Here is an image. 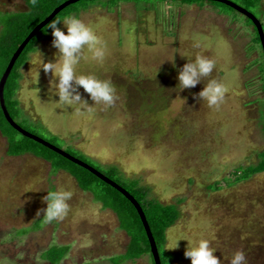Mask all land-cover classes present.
I'll list each match as a JSON object with an SVG mask.
<instances>
[{
    "label": "rangeland",
    "instance_id": "374dc122",
    "mask_svg": "<svg viewBox=\"0 0 264 264\" xmlns=\"http://www.w3.org/2000/svg\"><path fill=\"white\" fill-rule=\"evenodd\" d=\"M27 9L23 0H0V12ZM229 15L236 21L210 3L181 0H122L113 11L100 5L83 11L79 18L105 41L106 55L98 62L85 51L76 70L111 80L117 98L108 106L92 105L80 86L92 107L58 101L50 92L51 71L40 66L41 57L51 60L56 51L51 35L21 70V107L47 126L32 129L45 138L61 135V149H81L94 165L114 168L122 181L137 180L150 198L179 206L181 218L166 247L183 255L177 264H190L184 239L198 238L209 240L221 264H229L238 248L246 264H264V173L232 186L225 181H234L237 167L257 164L264 151V48L245 16ZM196 52L213 58L214 68L201 83L180 90L177 71ZM213 77L225 92L210 106L193 93ZM7 149L0 133V259L49 264L42 253L53 244L70 246L61 264H113L111 257L126 252L129 237L112 210L67 172L52 174L49 162L30 154L13 157ZM215 186L219 190H211ZM55 188L72 192L67 214L18 236L42 218V211L36 215L46 206L41 197ZM124 264L151 261L146 255Z\"/></svg>",
    "mask_w": 264,
    "mask_h": 264
},
{
    "label": "trees",
    "instance_id": "16d2710c",
    "mask_svg": "<svg viewBox=\"0 0 264 264\" xmlns=\"http://www.w3.org/2000/svg\"><path fill=\"white\" fill-rule=\"evenodd\" d=\"M27 6V10L21 12H0V81L6 72L14 54L19 47L27 39V37L34 31V29L47 19L58 7L69 0H23ZM122 0H79L63 8L53 19H62L65 15L74 14L79 17L83 11H87L92 5L102 6L109 11L115 10ZM128 1V0H127ZM150 1V0H145ZM161 1V0H156ZM165 1V0H164ZM190 4H198L200 2L210 3L213 7L218 9L220 13L228 16L232 13H239L245 16L247 27L257 34L256 39L262 44L260 34L254 22L244 13L238 9L214 0H181ZM236 5L247 10L253 14L261 23L264 30V7L263 0H229ZM204 6V5H203ZM94 7V6H93ZM202 7V6H201ZM151 7H144L149 10ZM232 17V16H231ZM233 18V17H232ZM234 21L236 19L233 18ZM60 23H58L59 27ZM45 27V26H44ZM44 27L37 32V34L29 41L27 46L18 57L12 72L5 84L4 99L7 110L11 118L24 130L36 135L55 147L61 149L56 143L58 137L61 135L50 132L49 138H45L38 131L37 127L32 129L30 125H39L47 127L42 121L34 122L30 120L18 99V92L21 87V80L23 78L22 68L28 63L30 55L37 50L40 42L49 39L51 30L44 31ZM263 47V45H262ZM254 51V49L252 50ZM264 56V54H263ZM262 88L264 90V79L262 78ZM262 129L264 132V122H262ZM0 133L8 141L7 153L13 157L23 155H33L34 157L43 159L49 162L52 167V174L64 171L70 174L77 182L79 188L84 192H90L94 195V199L103 205L104 209L112 210L118 217L120 228L126 232L129 237V243L124 254L115 255L110 258L113 264H124L127 261H137L138 259L149 255L151 264H156L154 255L152 253V246L148 237L145 225L142 221L141 215L138 212L134 203L124 195L120 190L97 176L88 168L74 162L65 157L59 152L51 149L35 139L28 137L18 131L6 118L0 102ZM63 150V149H62ZM72 157L88 164L95 170L102 173L105 177L112 180L120 187L125 189L142 207V210L149 223L151 232L153 234L155 243L158 248L161 264H177L183 255H174L168 251V233L174 228L181 218V209L177 204H164L161 201L150 198L149 189H144L139 186L136 180L131 184L127 181H122L115 174L114 168L106 171L102 166H96L91 162L93 158L83 152L64 150ZM88 157V158H87ZM259 162L247 167H237L235 170V179L230 177L225 179L229 186L239 184L251 180L254 176L264 173V151L259 152ZM124 178V177H123ZM230 178V179H229ZM220 187H211V190H219ZM46 223L42 218L37 219L31 228H26L19 231V235H27L32 230L41 229ZM70 250V246H60L53 244L45 249L42 253V259L49 264H61L66 258ZM259 263V262H258Z\"/></svg>",
    "mask_w": 264,
    "mask_h": 264
},
{
    "label": "clouds",
    "instance_id": "9594fccd",
    "mask_svg": "<svg viewBox=\"0 0 264 264\" xmlns=\"http://www.w3.org/2000/svg\"><path fill=\"white\" fill-rule=\"evenodd\" d=\"M58 23L63 27H58ZM48 29L51 30L53 37L51 44L56 51L51 60L44 61L41 57L40 68H43L45 73L51 71L50 92L58 96V101L69 104L78 103L87 107H92L93 104H103L104 106L113 104L117 95L115 86L110 79L100 78L92 73H80L76 70L85 51L90 53L91 59L102 61L106 55L105 41L95 33L90 24L85 23L74 14L65 15L62 19L49 20L44 31L47 32ZM186 58V62L179 67L176 74L180 90L201 83V77L208 76L215 64L213 58L200 52ZM172 60L173 55L170 61ZM173 67H175L174 63ZM78 86L88 93L89 98L93 101L92 105H89L81 97ZM224 92L225 85L213 77L203 83L199 92L193 93V95L212 106L218 105L222 101ZM71 195L72 192L64 188L46 190V194L41 197L46 206L43 209H37L36 215L40 216L42 211L44 221L63 218L68 212V199ZM179 240L175 241V247ZM184 240L187 243L183 254L190 259V264H221V259L214 255L216 249L210 247L208 239ZM0 264H8L7 258L0 259ZM229 264H246L245 252L239 248L235 249L229 258Z\"/></svg>",
    "mask_w": 264,
    "mask_h": 264
},
{
    "label": "water",
    "instance_id": "95a60500",
    "mask_svg": "<svg viewBox=\"0 0 264 264\" xmlns=\"http://www.w3.org/2000/svg\"><path fill=\"white\" fill-rule=\"evenodd\" d=\"M79 0H69L67 2H65L64 4H62L60 7H58L57 9H55V11L47 18L45 19L41 24H39L35 29L34 31H32V33L27 37V39L23 42V44L19 47V49L17 50V52L14 54L6 72L4 73L1 81H0V102H1V106H2V109L5 113V116L7 118V120L18 130L20 131L21 133H23L24 135L28 136V137H31L33 139H35L36 141L38 142H41L43 143L44 145L50 147L51 149L59 152L60 154L64 155L65 157H68L69 159L73 160L74 162L88 168L89 170H91L92 172H94L97 176H99L101 179L105 180L106 182H108L109 184H111L112 186H114L116 189L120 190L122 193H124V195H126V197H128L133 203L134 205L137 207L138 209V212L140 213L141 215V218H142V221L145 225V228H146V231H147V234H148V237L150 239V242H151V246H152V253L154 255V258H155V261H156V264H161V261H160V256H159V252H158V248H157V245L155 243V240H154V237H153V234L151 232V229H150V226H149V223L146 219V216L142 210V207L139 205V203L134 199V197H132L125 189H123L122 187H120L118 184H116L115 182H113L112 180L108 179L107 177H105L102 173H100L99 171L95 170L94 168H92L91 166H89L88 164L76 159L75 157H72L71 155H69L67 152H65L64 150L62 149H59L57 147H55L54 145L48 143L47 141L43 140L42 138L36 136V135H33L29 132H27L26 130H24L22 127H20L10 116L8 110H7V107H6V104H5V99H4V88H5V84L12 72V69L18 59V57L21 55L22 51L24 50V48L27 46V44L29 43V41L37 34V32H39L46 24L49 20L53 19L57 13H59L63 8H65L66 6L72 4V3H75ZM214 1H220V2H223V3H226L236 9H238L239 11H241L242 13H244L245 15H247L253 22L254 24L257 26L258 28V31H259V34H260V38H261V41H262V45H263V48H264V30H263V27L260 23V21L253 15L251 14L250 12H248L247 10L243 9L242 7L236 5L235 3L229 1V0H214Z\"/></svg>",
    "mask_w": 264,
    "mask_h": 264
}]
</instances>
